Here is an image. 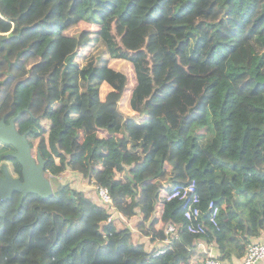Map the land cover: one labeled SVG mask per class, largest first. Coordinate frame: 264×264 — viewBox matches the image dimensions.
<instances>
[{
    "label": "trees",
    "instance_id": "obj_1",
    "mask_svg": "<svg viewBox=\"0 0 264 264\" xmlns=\"http://www.w3.org/2000/svg\"><path fill=\"white\" fill-rule=\"evenodd\" d=\"M112 59L130 62L132 87ZM22 110L49 174L105 185L119 214L140 219L109 222L79 184L48 199L15 192L0 204V264H206L201 237L222 261L261 237L264 0H0V119ZM193 180L204 218L211 200L220 206L204 235L169 199Z\"/></svg>",
    "mask_w": 264,
    "mask_h": 264
},
{
    "label": "built area",
    "instance_id": "obj_2",
    "mask_svg": "<svg viewBox=\"0 0 264 264\" xmlns=\"http://www.w3.org/2000/svg\"><path fill=\"white\" fill-rule=\"evenodd\" d=\"M52 175V174H50ZM54 176V175H52ZM94 182V181H93ZM96 187V192L99 198V204L104 206L109 214V222L118 220L119 212L115 208L112 195L109 191V188L105 185H97L93 183ZM179 198L186 202L184 208V217L187 219V231L192 234L204 235L207 233L208 226H217L218 217L220 213V206L214 201L211 200L208 205V217L204 218V210L201 206V197L197 191V182L193 180L188 184L175 186L172 190V193L169 196V199ZM98 201V200H97ZM121 214V213H120ZM119 216H122L120 215ZM178 228L175 224H168L166 227L167 242H170V235H174L177 232ZM198 246L203 248L206 252V264H222L221 260L214 257L208 243L202 237L197 241ZM165 252V248L157 249L154 254L157 256ZM264 258V242H251L247 249V254L245 256V264H255L259 260Z\"/></svg>",
    "mask_w": 264,
    "mask_h": 264
},
{
    "label": "water",
    "instance_id": "obj_3",
    "mask_svg": "<svg viewBox=\"0 0 264 264\" xmlns=\"http://www.w3.org/2000/svg\"><path fill=\"white\" fill-rule=\"evenodd\" d=\"M24 111H20L11 119L8 124L5 117L0 119V141L12 145L16 152L20 164L23 166L24 181L13 178L5 166V175L0 176V204L13 197L14 193H21V202L28 197L29 194H37L44 199L51 198L55 195V190L51 178L46 173V159L42 157L34 158L31 155V149L26 134L17 131L15 121L22 115ZM245 189V186L239 187L237 192Z\"/></svg>",
    "mask_w": 264,
    "mask_h": 264
},
{
    "label": "rangeland",
    "instance_id": "obj_4",
    "mask_svg": "<svg viewBox=\"0 0 264 264\" xmlns=\"http://www.w3.org/2000/svg\"><path fill=\"white\" fill-rule=\"evenodd\" d=\"M91 45H84V46H80L77 52V55L73 58V61L78 62V63H82L83 62V55L86 54V52L89 50ZM111 66L116 67L117 69H121L123 71H125L128 75H129V88L132 87L135 84V77L133 74V68L130 64V62L128 60L125 59H112L110 62ZM105 92V89H102L101 91V96H103ZM129 93V92H128ZM99 95L98 92H86L85 95V101L87 106H96L99 102ZM128 98L126 97L123 102L121 103V107H122V111L128 115H134L135 112L133 110L130 109L129 107V103H128ZM101 135H107L108 132L105 130H101L100 131ZM83 135L80 134V138H82ZM43 156L48 158L47 154L43 151ZM4 158H1V160H3ZM47 174L49 175V177L51 178L52 184H53V188L56 191L59 187V183L60 182H69L71 184H79V186L81 188H83L85 190V192L88 194V196H90L91 198H94L95 201L99 202V198L96 192V187L93 185V183L89 182V180L87 179V177H83L81 174L78 176V174L76 175L74 172L70 171V170H66L62 176H52L50 175L48 172ZM90 190V191H89ZM122 216H125L123 214H121ZM121 216V217H122ZM126 217V216H125ZM119 220L120 217H118ZM129 220H131L130 218L132 217H127ZM124 219V218H123ZM118 221V220H116ZM126 221V219H125ZM119 222V221H118ZM128 222V221H127ZM124 225V223H123ZM137 235H136V241L137 242Z\"/></svg>",
    "mask_w": 264,
    "mask_h": 264
},
{
    "label": "flooded vegetation",
    "instance_id": "obj_5",
    "mask_svg": "<svg viewBox=\"0 0 264 264\" xmlns=\"http://www.w3.org/2000/svg\"><path fill=\"white\" fill-rule=\"evenodd\" d=\"M4 117H5L6 123L8 124L11 122V119L13 118L11 117L9 119L8 114H5L2 118ZM20 117L16 119L15 125L19 133L26 134V137L29 142L30 149H31V155L37 160V158H39V155L41 153L42 157L46 159V157L43 156L42 149L35 142V138H34L35 135H33L32 129L27 128L26 130H22L21 128L22 121L19 119ZM15 152H16V149L12 145L0 141V158H5L0 161V176L3 177L5 175V166H7V169L13 178H17V179L24 181L25 179H24V173H23V166L20 164L17 157L14 156ZM37 163H39L38 160H37ZM46 166H47V162H46Z\"/></svg>",
    "mask_w": 264,
    "mask_h": 264
},
{
    "label": "crops",
    "instance_id": "obj_6",
    "mask_svg": "<svg viewBox=\"0 0 264 264\" xmlns=\"http://www.w3.org/2000/svg\"><path fill=\"white\" fill-rule=\"evenodd\" d=\"M124 218V220L126 219V221H128L127 223H129L128 225L131 226L132 228H135L136 229V226H137V222L139 221V216H134L132 218H130L131 220H129L128 218H126L125 216H122V219ZM118 223H121L123 225V220H119L118 218ZM133 230V240L136 241V235H137V232L136 230L132 229ZM137 240H138V236H137ZM264 242V231L261 235V237L259 239H253V242ZM138 242V241H137ZM140 242L141 243H144L146 248L147 249H152V248H159V242H156L155 241H151L149 237H146V236H142L141 239H140ZM207 242V241H206ZM208 243V242H207ZM208 247H210L211 251H212V254L214 257L217 258L218 254H219V250L217 248V246L215 245L214 242L212 243H208L207 244ZM156 249V250H157ZM149 250V251H150ZM205 251V250H204ZM247 254V251L245 253V255H242L241 257H238L237 254H233L231 258L225 260V261H222L221 260V263L222 264H245L244 260H245V256ZM220 260V259H219ZM255 264H264V258L259 260L257 263Z\"/></svg>",
    "mask_w": 264,
    "mask_h": 264
}]
</instances>
